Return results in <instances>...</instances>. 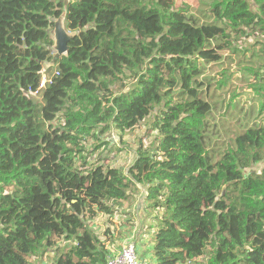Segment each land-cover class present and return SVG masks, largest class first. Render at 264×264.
Returning a JSON list of instances; mask_svg holds the SVG:
<instances>
[{
  "label": "trees",
  "instance_id": "obj_1",
  "mask_svg": "<svg viewBox=\"0 0 264 264\" xmlns=\"http://www.w3.org/2000/svg\"><path fill=\"white\" fill-rule=\"evenodd\" d=\"M182 11L0 0V264H31L58 241L71 245L54 264H107L93 222L132 224L120 203L133 188L145 191L141 220L156 211L153 264H264V168L253 170L264 164V48L238 44L243 28L264 27V0H215V19ZM64 12L75 36L50 67ZM223 110L229 125L216 120ZM148 119L159 135L127 172L90 160L99 136Z\"/></svg>",
  "mask_w": 264,
  "mask_h": 264
},
{
  "label": "rangeland",
  "instance_id": "obj_2",
  "mask_svg": "<svg viewBox=\"0 0 264 264\" xmlns=\"http://www.w3.org/2000/svg\"><path fill=\"white\" fill-rule=\"evenodd\" d=\"M172 9L178 10L183 9V13L192 14L204 18L215 19L214 15V3L215 0H165ZM55 28V27H54ZM245 35L241 40L238 41V44L243 41V47H250L254 50H259L264 48V27L259 25L253 26L251 28H243ZM54 31V29H53ZM53 34V32H52ZM54 38V34H53ZM240 45V44H239ZM219 50V49H217ZM226 71L231 74L236 71V65L232 64L226 67ZM222 78V76H221ZM236 85H239V82H236ZM128 87H131L128 86ZM251 92V89L247 90ZM248 97V96H247ZM243 101H247L246 97H243ZM247 104L245 103L244 106ZM232 110V109H231ZM216 120L220 123H225L229 125L232 122V119L229 115V110H223L217 113ZM152 120L148 119L144 124H142L135 131H128L121 133L113 128L105 136H99L101 146L98 148L97 154L94 153V161H98V157H101V160L110 167H120L127 172L130 165L136 159L138 148L141 145H144L145 148H152V143L158 137V131H154L152 125ZM99 142V141H98ZM97 141L87 142V147L89 150L93 149V146ZM89 160V161H90ZM264 168V164H259L254 171L261 172ZM145 191H137L135 188L131 191L130 199L124 201L121 204V209L126 211L131 207L132 209V224L128 223L131 221V216L120 214L119 211L113 213H119V217L123 215V219L116 220L113 218H106L104 215H99L93 222V231L101 238L103 244L106 246L107 250L110 252V255H114L120 251L123 246L127 243H134L137 247V252L143 259L149 261L150 264L155 263L152 255L150 254V239L153 227L156 225L154 219L149 216L150 213H156V211L150 209H144L143 214L146 215L147 220H141V211L140 203L143 200V195ZM121 224V225H120ZM115 226V229L112 228ZM126 226V227H125ZM128 234V235H127ZM128 238V240H126ZM56 246L53 248H45L42 253L37 257H34L31 264H54L55 255L58 253L59 249L70 247L71 243H64V241H58ZM58 255V254H57ZM57 259V258H56ZM205 259V258H204ZM201 264H205V261H200ZM192 264H200L198 262Z\"/></svg>",
  "mask_w": 264,
  "mask_h": 264
},
{
  "label": "water",
  "instance_id": "obj_3",
  "mask_svg": "<svg viewBox=\"0 0 264 264\" xmlns=\"http://www.w3.org/2000/svg\"><path fill=\"white\" fill-rule=\"evenodd\" d=\"M55 28L54 34V59L50 63V67H53L57 60L69 52V43L74 38L75 33L70 32L66 28V12H64L58 19L54 20ZM33 102H37L36 98L32 99Z\"/></svg>",
  "mask_w": 264,
  "mask_h": 264
},
{
  "label": "built area",
  "instance_id": "obj_4",
  "mask_svg": "<svg viewBox=\"0 0 264 264\" xmlns=\"http://www.w3.org/2000/svg\"><path fill=\"white\" fill-rule=\"evenodd\" d=\"M49 81L47 76L44 75L40 88L35 92H30V95L36 98ZM136 247L134 243H127L118 254L112 255L109 258L107 264H150L146 260L140 259Z\"/></svg>",
  "mask_w": 264,
  "mask_h": 264
},
{
  "label": "crops",
  "instance_id": "obj_5",
  "mask_svg": "<svg viewBox=\"0 0 264 264\" xmlns=\"http://www.w3.org/2000/svg\"><path fill=\"white\" fill-rule=\"evenodd\" d=\"M127 235H128V234H127ZM126 240H128V238H127ZM120 251H121V250H120ZM120 251H118V252H117V253H115V254H118ZM115 254H114V255H115Z\"/></svg>",
  "mask_w": 264,
  "mask_h": 264
},
{
  "label": "clouds",
  "instance_id": "obj_6",
  "mask_svg": "<svg viewBox=\"0 0 264 264\" xmlns=\"http://www.w3.org/2000/svg\"><path fill=\"white\" fill-rule=\"evenodd\" d=\"M34 98V97H33Z\"/></svg>",
  "mask_w": 264,
  "mask_h": 264
}]
</instances>
